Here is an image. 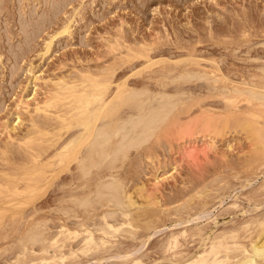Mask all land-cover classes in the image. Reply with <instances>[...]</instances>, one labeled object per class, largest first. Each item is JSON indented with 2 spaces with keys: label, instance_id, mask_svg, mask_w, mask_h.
Here are the masks:
<instances>
[{
  "label": "rangeland",
  "instance_id": "obj_1",
  "mask_svg": "<svg viewBox=\"0 0 264 264\" xmlns=\"http://www.w3.org/2000/svg\"><path fill=\"white\" fill-rule=\"evenodd\" d=\"M263 65L264 0H0V264H48L42 257L53 255L49 264H236L242 251L251 255L264 243V105L231 90L260 85ZM183 69L206 78L178 81ZM76 76L107 85L106 100L121 84L180 103L149 143L116 169H95L88 181L76 158L56 163L79 128H62L63 112L37 111L49 87ZM262 86L255 88L264 92ZM131 110L124 107L122 116ZM110 171L129 191L127 212L136 221L132 232L117 212L109 222L127 225L113 238L100 230L107 207L89 213L72 202ZM83 221L107 244L84 253L78 237L48 255L40 245L20 253L34 227L52 237ZM218 239L225 247L213 249Z\"/></svg>",
  "mask_w": 264,
  "mask_h": 264
},
{
  "label": "bare ground",
  "instance_id": "obj_2",
  "mask_svg": "<svg viewBox=\"0 0 264 264\" xmlns=\"http://www.w3.org/2000/svg\"><path fill=\"white\" fill-rule=\"evenodd\" d=\"M70 28H72V25L70 27V24H68L65 27L63 32L68 31ZM48 46H50V44H48ZM262 69H263V67H262ZM262 69L260 71H261V75L263 77L264 74L262 73V71H263ZM183 70H185V71L183 72ZM183 70L179 71V73L181 72L180 74L177 73L178 75L176 74L174 76L175 78L177 77L176 79L178 81L188 82V80L189 81L194 80L193 78L196 79V77H197V80H198V77L200 80L201 79L200 76H204V77H202L203 79L206 78L204 75V72L203 73L198 72L199 75L197 74L198 76L196 75V77H194L192 73L196 72L197 70L192 71V70H188V68H187V70L191 71L192 73L188 72L186 69H183ZM200 74H202V75H200ZM207 74H206V76H207ZM213 74H216V73H212L211 75H213ZM208 77H209V75L207 76V78ZM68 79L69 78H67V80ZM176 79H174V80H176ZM213 79L215 82V78H213ZM216 79H218V78H216ZM262 79H264V78H262ZM262 79L260 81L261 82L260 85H259V83L257 84L258 87H260L261 85L264 86V81ZM209 81H212V80H209ZM89 82H90V80L86 76H79L73 80L69 79L68 81L63 79V80H61V82L54 84V85L57 84V86H54V87H56V89L53 87L52 88L49 87L48 91L46 92L47 96H46L45 100L43 101L42 106L37 107V111L44 113L47 117H49L48 115H50L51 113H54V112L57 114H58V112H63L62 115L64 117L62 119L63 120L62 121V125H63L62 128L69 130L70 127L73 125H74L73 126L74 128L75 127L79 128V129L77 128L78 130L76 132L78 134H76V136H74L73 138H71L73 135L71 137H69L71 140L68 138L70 141L67 142L68 141L67 140L66 144H64V142H63L64 146H62L61 152L59 154H56V157H57L56 163H58V164L63 163V165H64L65 162H66V164L70 163L68 160H70L72 158H74V159L76 158L78 160V161H76L78 164L77 168H79L78 170H80V172H81V173L80 172L79 173L82 174L81 176H83L84 178H87V177L89 178L90 175H92L94 173L95 169L98 170L102 166H103L102 168H104V165L108 166L106 168H107V171H109V170H113L115 167H117L118 162H121V163L124 162V160L128 158V155H129L131 150L139 149L140 147L145 145V143L148 142L150 140V138L154 137V134L157 133V129L158 130L160 129L162 123H164L168 118H170V115L173 113V110L175 109L176 103H177V106L180 103L179 101H177V102L174 101L175 97H172L171 95H169L168 93H165L163 91L162 92L160 91V93L158 91V93L154 94V93H152V91H147V89L146 90H142V89L137 90V88L136 89H130V90H128L126 88H125L126 90L124 88L119 89V87H123L121 84L118 85L119 87L117 89L115 96H112V98H108L111 100H106L107 97L105 98V96L108 95V94H106V91L108 88L105 86H107V85L95 86V85H92L91 82L90 83ZM254 83L256 84V82H254ZM248 86H250V85H248ZM257 86H255V87H257ZM252 87H253V85L248 88L249 90L243 89V88H242L243 90H241L240 87H238V88L232 87V90L231 89L230 90L233 92H236V93L243 91L242 93H244L250 100H252V101L256 100L258 103L264 105V92H262L260 88H259L260 90L259 89L256 90L257 88H255V87L252 88ZM262 89H264V87ZM244 90H247V91H244ZM175 96H178V95H175ZM126 106L129 107L130 110L132 109L133 111L131 110L130 111L131 113L125 114L127 117L126 116L124 117V116H122L121 111ZM56 111H58V112H56ZM72 112H73V114H75V115H73L74 118L68 119V117L72 114ZM128 112H129V110H128ZM54 115H56V114H54ZM58 120H59V118H58ZM59 121H58V123H61V121L60 122ZM46 122L42 121L41 124H43V123L46 124ZM43 125H41L40 127H38V125H34L35 128H33V129H35V131H37V132H40V128L43 130L42 127H44V129H45V126L47 129L48 124L45 126H43ZM50 126H51V122H50ZM48 127H49V125H48ZM38 128H39V130H38ZM42 130H41V132H42ZM79 130H81V131L79 132ZM48 132H46L47 134L45 133L46 135L45 134H43V135L47 136L49 134ZM60 133H59V135H60ZM41 135L42 134H40V136ZM54 136H55V134H54ZM47 137H49V136H47ZM47 137L45 139H47ZM57 137H58V135H57ZM37 138H39V137H37ZM41 140L45 141L44 137L43 138L41 137ZM48 141H50V140H48ZM42 144H43V142L38 144V146L40 147L39 152L46 150V149L43 150ZM52 144H54V143H52ZM7 146H8V144H7ZM35 146H37V145H35ZM9 148H10V146H9ZM10 149H12V148H10ZM190 149H192L193 153L194 152L197 153L196 151L199 150V146L196 143H193ZM5 150L6 149H4L2 151H5ZM186 150H188V149H186ZM7 153H8V151H7ZM9 153H10V151H9ZM42 153H44V152H42ZM0 155H1V153H0ZM30 155H32V153ZM1 157H2V155H1ZM6 157H7V155H6ZM40 157H41V155H40ZM251 157H253V153H252ZM57 161H59L60 163ZM252 162H254V160ZM61 166H62V164H61ZM108 168H110V169H108ZM104 170H105V168H104ZM110 172H108V174H110V176H108L107 180H104V181L102 180V182L99 181V183L97 182L98 185L96 184V187L94 188L93 192H91L88 195L82 196V197L76 196L74 199H72V202L75 203V206H78L79 208L82 207V209H84V211H89V213H92V212H90L91 211L90 209L96 210L98 205L100 207L104 206V208L107 207L106 211L105 212L103 211L104 213L102 216V218L104 220V221H102V222H104V224L103 223L102 224L104 226L100 229L102 231L101 233L105 234L104 237L106 235L108 236L109 233H110V235H111V233L113 235L114 233L123 229V228H119V227H124L125 224L127 225V223L125 221H124L125 224H122L123 222L120 224H118V223L116 224V221H115V223H112V222H114L113 220L111 222H109L111 220L109 218H114L116 216L117 212H118V214L120 213L121 215H123V217H126L127 220H129V222H128L129 223L128 224L129 230L134 229V226L136 225V223H134L136 221L133 219L134 222H132L133 220L130 219V218H132V216L131 217L129 216L130 212L129 213L127 212L128 207L131 206L132 204L134 205V201L133 202L131 201V197L128 194L129 191L127 194L125 193L126 190H124V186L120 182L119 178L116 176L117 171L116 172L114 171L115 173L112 171H110ZM98 175H99V173H98ZM99 177H98V179H100ZM90 178L88 179V181H90ZM4 183H5V181H4ZM11 183L12 182L10 181V184ZM8 189H12V188L8 187ZM0 190H2L1 186H0ZM3 191H4V189H3ZM204 191H206V190H204ZM200 192H202V191H200ZM5 194H8V193H5ZM127 196H128V198L130 197L128 200H127ZM129 201L132 202V204H130ZM78 207H77V209L79 210ZM67 208L68 207H66L67 211L69 210V211H71L70 213H73L72 212L73 208H72V210H71V207L68 209ZM67 211L65 213H67ZM69 211H68L67 215L69 214ZM81 211L84 213L83 210H81ZM74 212H75V210H74ZM86 213L84 214L85 218L90 219L89 215H87L88 217L86 216ZM89 213H87V214H89ZM120 214H119V216H120ZM72 216H74V214ZM80 216H81V214H80ZM91 216H93V215H91ZM114 220H115V218H114ZM131 223L135 224V225L132 227ZM41 224L43 225V223H41ZM85 224L86 223L83 221V224L82 223L80 224L81 227L79 226L78 229H74V230H71L65 226H62L61 230L59 232H57V234H55V233H54L55 235L52 234L53 235L52 237L44 236L46 234L42 233V231H41L42 228H40L39 226L34 227V229L33 230L31 229L32 231L29 232L30 234H28L26 237L24 235V239L23 238L21 239L22 242L20 240V253H24L27 250L28 245H40V247H41L40 251L43 250L44 254L50 253L52 250L57 252L58 249L65 246L66 242H69V240H71V239H77L78 237H81L83 244L85 245V246L83 245L84 248L82 249V252L86 253L87 249L88 250H90V249L91 250L92 249L97 250V247L99 249L101 245L103 246L105 244V241L107 242V239L101 240L100 238H103V237H100L99 238L100 240L97 239V237H95V233H94L95 232L94 230L97 227L95 228L93 225V227L95 229L93 228V230H91V229H89V227L88 228L86 227L87 225L84 226ZM87 224H89V223H87ZM121 224L123 226H121ZM129 225H131V226H129ZM128 227L126 228V230L128 229ZM43 229H44V231H46L45 228H43ZM98 230H99V227H98ZM129 230H128V232H129ZM148 230H149V228H148ZM130 231L134 232V230H130ZM135 232H137V231L135 230ZM112 235H111V238H113ZM49 236H51V235H49ZM102 236H103V234H102ZM216 236H218V235L216 234ZM234 237H236V236H233V238ZM215 238H217V237H215ZM37 243H40V244H37ZM225 244L226 243H225V241H223V239L222 240L218 239L217 242H214V240H213V249L214 248H223V247H225ZM17 249H19V248H17ZM62 249H64V248H62ZM227 250L230 251L231 248L228 247ZM17 251H19V250H17ZM96 253H97V251H96ZM229 253L227 252V254H229ZM242 253H243L244 257L242 256V259L237 261L236 264H257L256 263L257 259L264 258V243L255 245L251 255H245L246 250L242 251ZM29 254H30V252H29ZM46 255H48V254H46ZM34 256L35 255H33V257ZM57 256H59V255H57ZM44 257H46V256H44ZM53 257H55V255L51 256L50 258L52 259ZM63 257H64V255L61 256V258H63ZM50 258L48 259V257L47 258L42 257V259H43L42 263L48 262V264H49L51 262ZM191 259L192 258H190V260ZM23 260H24V258H23ZM184 260H185V258H184ZM202 261H203L202 259L199 260V262H202ZM229 261H230V259H229ZM61 262H63V261H61Z\"/></svg>",
  "mask_w": 264,
  "mask_h": 264
}]
</instances>
